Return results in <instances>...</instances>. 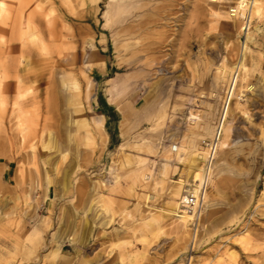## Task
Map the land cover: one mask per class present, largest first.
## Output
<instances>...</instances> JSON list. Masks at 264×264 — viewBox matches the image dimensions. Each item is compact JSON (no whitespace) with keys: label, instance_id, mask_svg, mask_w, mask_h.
Here are the masks:
<instances>
[{"label":"rangeland","instance_id":"rangeland-1","mask_svg":"<svg viewBox=\"0 0 264 264\" xmlns=\"http://www.w3.org/2000/svg\"><path fill=\"white\" fill-rule=\"evenodd\" d=\"M6 1L0 264H264V0Z\"/></svg>","mask_w":264,"mask_h":264},{"label":"bare ground","instance_id":"bare-ground-1","mask_svg":"<svg viewBox=\"0 0 264 264\" xmlns=\"http://www.w3.org/2000/svg\"><path fill=\"white\" fill-rule=\"evenodd\" d=\"M135 3V2H134ZM140 3V2H139ZM253 3L254 4V10L256 11V12H258L259 11V5H258V2H257V0H241V3H239V5L238 6H240L239 7V9L240 10H244V7H246V5H248L247 7L249 8H246L247 9V11H246V16H245V19L247 18V13H248V10H251L252 11V8H251V4ZM0 4H2V2L0 3ZM2 5H4V4H2ZM1 5V6H2ZM136 5V4H135ZM135 7V6H134ZM112 9V8H111ZM239 11V10H238ZM241 14V13H240ZM242 15V14H241ZM114 16V15H113ZM108 22H110L109 21V19L107 20ZM106 26V25H105ZM120 26V25H119ZM123 28V27H122ZM132 38V37H131ZM243 64H244V62H243ZM242 65V64H241ZM245 65V64H244ZM243 66V65H242ZM140 70V69H139ZM244 70V69H243ZM247 70V69H246ZM138 71V70H137ZM143 77V76H142ZM123 82V81H122ZM165 88V87H164ZM112 90V89H111ZM116 92V91H115ZM20 95H22L21 93H19ZM184 94V93H183ZM110 96H111V98L110 99H116V95H115V93H114V91H111L110 92ZM118 96V95H117ZM111 100V101H112ZM115 101V100H114ZM16 104V103H15ZM19 108H20V106H18ZM17 108V107H16ZM19 110V109H18ZM162 112H164V111H162ZM97 119V118H96ZM95 119V120H96ZM128 120L129 119H125V121L123 122L125 125H128L129 126V124H128ZM145 120V119H144ZM96 122V121H95ZM97 125H98V128L100 129V130H102L103 129V121L101 120V119H97ZM122 123V124H123ZM96 129V128H95ZM135 145H137V144H135ZM173 146H174V144H173ZM138 147V146H137ZM135 148V147H134ZM140 148V147H139ZM178 151H179V149H178ZM179 157V156H178ZM198 163H199V161H198V159L197 158H193L191 161H190V167H191V172H190V175H188V181H189V184H187V185H185L186 184V181H187V179L186 180H181L180 179V182L181 183H184V185H181V186H179V188H177V191L175 190V192H176V195L179 197V199L181 200V207L179 206L177 209H175L174 210V213L173 214H175V216H176V218H177V220H176V222H178V224L179 225H181V227H182V225H188L189 223H190V219L191 218H194V217H197L198 215H190V213L189 212H186L185 211V209H183V206H182V203H183V200L187 197V195L188 194H192V195H194L195 197H197L198 199H200V198H202V196L204 195V190H205V186H206V183L208 182L207 181V178L205 179V181L203 182V180H202V175L200 174V172L199 171H197L196 170V167H197V165H198ZM210 168L207 166V171L209 170ZM206 173V172H205ZM209 173V172H208ZM206 177H207V175H206ZM204 178H205V176H204ZM179 183V182H178ZM204 185V186H203ZM176 195H175V197H176ZM202 200V199H201ZM200 200V201H201ZM177 205V204H176ZM207 205V204H206ZM174 206V205H173ZM175 207V206H174ZM173 208V207H172ZM204 209V208H203ZM208 209V208H207ZM203 211H205V209L203 210ZM172 212H173V210H172ZM204 213H206V212H204ZM186 227V226H185Z\"/></svg>","mask_w":264,"mask_h":264},{"label":"built area","instance_id":"built-area-1","mask_svg":"<svg viewBox=\"0 0 264 264\" xmlns=\"http://www.w3.org/2000/svg\"><path fill=\"white\" fill-rule=\"evenodd\" d=\"M251 1V0H250ZM247 20H245V23ZM218 148V144L214 138L203 139L200 145V150L198 151L199 157H202L206 162H211L213 156ZM176 152V150H175ZM180 180V179H179ZM201 201L192 194H188L187 197L183 200L182 206L186 212H189L193 215H198L200 209Z\"/></svg>","mask_w":264,"mask_h":264},{"label":"crops","instance_id":"crops-1","mask_svg":"<svg viewBox=\"0 0 264 264\" xmlns=\"http://www.w3.org/2000/svg\"><path fill=\"white\" fill-rule=\"evenodd\" d=\"M23 2H20V1H17V0H7L6 2H5V5L8 7V9L9 10H12V6L14 5V6H19V4H22ZM8 15V14H7ZM9 18H11V15H10V13H9V15L7 16V19H9ZM100 71V70H99ZM106 72H107V67H106ZM99 74H101V75H104V72H102V71H100L99 72ZM0 79H2V77H0ZM21 92V94H23L22 93V91H20ZM16 96L18 97V96H20V94H18V91H17V93H16ZM111 103V101L109 100L108 101V98H106V104L108 105V106H112L113 107V105H111L110 103Z\"/></svg>","mask_w":264,"mask_h":264}]
</instances>
